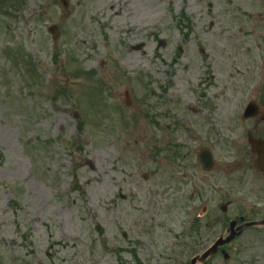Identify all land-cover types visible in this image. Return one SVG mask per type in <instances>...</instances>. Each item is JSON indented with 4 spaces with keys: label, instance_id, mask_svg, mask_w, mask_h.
<instances>
[{
    "label": "rangeland",
    "instance_id": "rangeland-1",
    "mask_svg": "<svg viewBox=\"0 0 264 264\" xmlns=\"http://www.w3.org/2000/svg\"><path fill=\"white\" fill-rule=\"evenodd\" d=\"M182 1L70 0L71 14L63 19L59 5L52 13L43 0H6L7 12L11 8L19 12L11 13L8 30L0 28V264H94L90 251L98 264H108L106 247L128 242L122 241V230L136 231L140 240H148L154 228L148 227L150 221L143 213L138 217L136 209L144 200L139 187L158 179L144 182L141 178L152 167L154 143L146 119L135 107L144 100L140 109L149 110L151 91L160 94L158 82L172 88L164 100L168 108L162 103L160 109L185 112L186 105L193 103L203 110L189 117L195 128L194 133L189 130L194 143L190 141L188 148L214 146V136L223 127L221 120L231 121L235 116L238 141L225 153L229 159L243 160L240 151L246 148L247 127L240 122V111L250 99H260L261 85L260 63L250 61L253 69L248 65L246 35L252 27L264 35V0H210L212 8L202 32L190 20L183 22ZM189 6L191 11L196 7L195 3ZM51 24L59 28L56 44L46 32ZM191 29L193 33L185 35ZM15 48L30 58L23 56L18 67L5 56ZM196 57L211 63L212 69L198 68ZM117 61L127 76L111 75L104 86L94 82V78L102 80L106 68L111 71ZM154 68H158L155 75ZM86 70L93 72L92 79ZM133 76L135 82L130 81ZM206 77L209 86H203L200 93L204 98L198 97L196 85L189 86L192 93L184 91L186 81L196 83ZM58 86L65 87L64 100L54 94ZM90 97L83 105L82 100ZM81 103L84 108L85 103L89 106L80 113L76 106ZM106 106L112 111L107 112ZM118 127L124 135L127 130L133 132L128 141L136 143L134 160L124 157L127 165L112 168V160L121 162L119 134L107 138L103 131L114 133ZM171 134H163L166 143ZM73 142L80 143L71 147ZM134 162L143 167L132 179L136 183L118 184L116 194L115 181L124 178L123 172L131 174ZM247 169L238 172L237 178L248 173L250 178L245 179L251 185L244 191L237 188L234 197L261 205L263 197L250 194L258 185ZM189 176L197 177L196 184L200 180L208 185L202 173ZM220 201L206 195L202 205L217 209ZM114 216H120V223ZM135 219L138 223L134 225ZM90 220L105 223L102 236L92 232ZM261 252L256 250V256ZM226 263L253 264L254 260L233 255Z\"/></svg>",
    "mask_w": 264,
    "mask_h": 264
},
{
    "label": "flooded vegetation",
    "instance_id": "flooded-vegetation-1",
    "mask_svg": "<svg viewBox=\"0 0 264 264\" xmlns=\"http://www.w3.org/2000/svg\"><path fill=\"white\" fill-rule=\"evenodd\" d=\"M261 101L262 108L264 109V78L262 82ZM160 122L164 124V115H160ZM157 127L158 125L156 124L154 117H152V124L150 125L151 131L154 132ZM161 127H164V125H161ZM252 128L254 130V133L251 136L260 138L264 143V119L260 124H254ZM245 154L247 155V152H245ZM160 169H162L163 171L159 172V169L154 168L153 172H151L149 175V178L151 180H153V178H157L159 181L156 180L154 183L153 181L150 182V188H147L148 193L145 194V196L147 195V198H145L146 203L149 206L154 204V200L157 196L156 192L161 191L162 193L173 197L172 200L174 202V209L179 210L181 214H183V212H195L193 209H188L187 204H182V202H187L186 197L189 190V177L186 173V168L184 167L183 162H181V158L170 166L168 165L167 169L163 167H161ZM218 172H220V168H218V171H216V173L213 175L214 192L218 195H223L226 197L232 196L234 194L233 192L236 190V179L232 177V173H230V171L228 173L224 171L222 172L223 174H220ZM260 176L264 178V173L260 174ZM146 178L147 177H145V179ZM222 179H224V181ZM124 184H132V181H130V176L121 180L120 186ZM197 192L198 189L196 187H193V193ZM226 204H228V206L223 212L218 214H210V217L212 218L210 223L212 225L205 223V226H203V228L214 226V228L212 229V235L208 239L203 236L204 230H198L195 226L193 228V232L200 233L198 234V236H193L189 233L186 234L185 232H178L176 235L171 234L172 241L169 244H163L160 237H158L156 234L155 226L149 224L148 227L154 228V231L151 233L150 237H148V240L151 242V247L148 249L147 255H145L146 253L139 254V249L138 254H135L136 251L131 250V244L137 247L141 242L140 237H137L136 231H130L132 232V242L123 244L119 248H116V250L114 251H123L126 253L134 252V254L138 256L145 255L144 261L142 263L138 262V264H189L190 260L193 257L200 255L213 242L212 239L214 235L221 236V234H224L226 232L228 224L231 220H237V225H239L241 223L239 221L241 217H243L244 220L249 221L264 218V210L258 208L257 205H254L252 209H248L246 212H242V210L239 208H231L230 201H226ZM207 213L208 210L206 208L204 210L202 218L205 217ZM144 216H150V211L145 213ZM224 217L228 219L224 220ZM145 220L146 218H143V221ZM147 220L151 221V218L148 217ZM136 223H138L137 219L134 220L133 224L135 225ZM198 223H203V220H198L196 225ZM225 224L226 227L224 228ZM164 226L183 227V222H181L179 215L176 214L173 216H168L166 222L164 223ZM83 228L86 229V227ZM123 235V239L126 240L127 233L123 232ZM189 235L192 238H189ZM114 238L115 236L112 237V239ZM238 241L246 242L245 247H247V250L245 253H241L242 256L258 260L253 264H264V254H262L261 252L260 256H256V250H264V226L242 229L240 235L234 238L228 246L224 247L223 249H217V251L202 264H222V250H225L228 253L231 250L235 251V245Z\"/></svg>",
    "mask_w": 264,
    "mask_h": 264
},
{
    "label": "water",
    "instance_id": "water-1",
    "mask_svg": "<svg viewBox=\"0 0 264 264\" xmlns=\"http://www.w3.org/2000/svg\"><path fill=\"white\" fill-rule=\"evenodd\" d=\"M52 33H54V31H53ZM257 110H258V109H257V106H255V105H253V104L248 105L247 108H246V110H245L244 117H248L249 115H251V116L255 115V113H256ZM251 147H252V149H255V150H256V152H257V154H258V157H259V160L256 161V163H255V167H256V169L262 171V169H263V166H262V164H263V153H262V146H261V143H260V142H257V143H255V144H252ZM202 164H203V165H206L207 163H206L204 160H202ZM232 236H233V235L229 236V237L226 238L225 240H219V241L216 243L215 248L209 250V251L203 256V259H205L206 256H207L209 253H212V252L216 249L217 246H219V245H223V244H225V243H228V242L230 241V239L232 238Z\"/></svg>",
    "mask_w": 264,
    "mask_h": 264
}]
</instances>
